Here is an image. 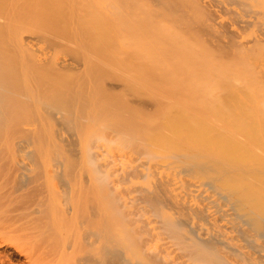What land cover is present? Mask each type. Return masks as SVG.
<instances>
[{
    "label": "rangeland",
    "instance_id": "rangeland-1",
    "mask_svg": "<svg viewBox=\"0 0 264 264\" xmlns=\"http://www.w3.org/2000/svg\"><path fill=\"white\" fill-rule=\"evenodd\" d=\"M135 2L139 4H131L132 7L126 3L127 7H118L121 9L118 13L116 8H112L113 5H107V11L105 5L101 6L103 9L100 5L97 7L96 4L95 7L94 3H90L96 8L94 10L91 6V13L88 5L85 6L88 13H85L87 11L84 6L76 5L77 11L79 7L84 9L83 14L77 12V16H84V20L86 18L85 21L81 20L84 23L79 21L80 16L76 18L75 8L73 14H68L65 10L67 15L65 14L66 19L63 21L54 0L53 4L48 5H54L51 9H45L40 4L38 9L36 8L37 14L42 18L47 16L52 23H47L46 27L41 19V24L37 23L40 24L38 32L46 36L45 45L42 44L44 48L55 49L53 59L50 58L49 61L52 59L54 65L65 59L70 65L57 70L46 62L40 66L37 75L32 73L31 77L30 74H23L24 81H29L30 78L33 80L31 84L35 89L31 86L26 88L28 83L22 86L23 82L19 78L21 75L16 73V57L8 53L11 57L10 69L13 70H10L9 75L0 78V121L15 127L27 142L17 152L24 162L23 167L13 168L10 161L0 169V264H29L34 255H41L45 264H128L124 258L125 251L133 249L139 251L148 264H193L191 255L184 249L183 243L172 239L169 232L164 230L159 218L158 209L168 205L167 196L157 188H154L153 193H148L143 190L144 184H140L144 181L142 169L147 166L144 162L149 161L147 157L148 161L144 159L143 162L141 157L147 156L148 148H152L156 141L155 138L152 139L153 134L161 133L163 137V130L167 131L165 127L170 126L166 123L170 118L174 119L177 113L178 107L174 106L176 110L171 111L175 112V115L170 112L173 118L168 119L170 115L165 116L168 112L165 107L167 106L168 110L170 105H184L183 98L180 99V104L171 102L180 98L179 94L185 89L186 86L183 88V85L186 82L196 81L195 78L193 80L196 75L188 78L190 74L187 75L184 70H190L187 67L184 69V66L193 68L198 55L195 50L192 55L183 57L181 47L185 44L181 46V39H188L189 43L196 44L192 40L197 38V41L213 51L217 58L227 60V57H231L234 60L236 58L232 56V48L235 43L253 40L257 34L254 30H247L237 39L226 30L216 28L209 12L200 7V0L132 1ZM197 2L198 11L194 9ZM93 11L99 14L94 15ZM91 14L92 18L95 16L94 20L99 22V27L93 20L91 22ZM69 15L72 17V23L74 19L79 18L76 20L79 25L77 22L70 24L67 17ZM160 21L164 22V25H161ZM95 25L96 32L92 33ZM74 31L78 33H73ZM98 31H102L103 37ZM106 34L111 36L106 38L107 40ZM96 38L99 41L94 46ZM126 38L130 45L141 47L142 52L145 49L142 46H147L151 54L144 53L149 56V60L145 61L141 50L139 52L133 45L128 44L129 48ZM81 40L84 41L83 44ZM49 45L51 48H48ZM116 45L121 49L117 50L119 47L116 48ZM75 46L77 47L74 48ZM124 46L127 48L123 49ZM189 49L191 52L192 49ZM137 51L141 55H138ZM43 56V60L47 58L45 54ZM152 60L158 64L163 62L170 65L171 69L159 70L161 63L158 68H151L149 65H152ZM144 61L150 62L146 65ZM128 79L129 82L133 81V84L128 83ZM116 81H119L120 85L111 87L110 84ZM187 87V92L193 90L191 84ZM170 90L175 93L173 99H170L173 93ZM191 92L183 91V94H180L185 97L186 106H192V102H195ZM185 94L191 96L192 102H188L189 97ZM165 95L169 96V100L165 99ZM159 99H162L163 103ZM158 100L161 104L157 103ZM169 101L170 105L164 106V103ZM153 102L158 106L152 107ZM179 109L178 114L183 110ZM155 112L163 114L155 115ZM37 113L39 117H44L38 118ZM152 114L156 118L149 116ZM178 116L183 118V115ZM178 118L176 119L181 127L182 118ZM158 119H165L166 123L161 120L160 124L154 125L159 122ZM171 121L173 120H170V123ZM149 125L153 126L151 128H154V133L147 134L146 130L150 131ZM155 126L162 127L159 131ZM168 129L170 130V127ZM172 133L174 138L175 134ZM167 137L169 138V135ZM149 139L154 140L152 146H149ZM33 142L37 148L30 144ZM158 145L154 147L159 148ZM40 149V153L35 151ZM39 154H42V157ZM167 248H170L168 255L165 252Z\"/></svg>",
    "mask_w": 264,
    "mask_h": 264
},
{
    "label": "bare ground",
    "instance_id": "bare-ground-1",
    "mask_svg": "<svg viewBox=\"0 0 264 264\" xmlns=\"http://www.w3.org/2000/svg\"><path fill=\"white\" fill-rule=\"evenodd\" d=\"M132 1L135 0H54V2L59 5H55V7L60 10L59 13H61L63 21L66 19L65 14L67 15L65 10H67L68 14H73V8H75L76 5L77 7L80 5L84 6L83 8H85L86 11V5H88V10L92 5L94 6V4L95 7L96 4L97 7H99V5L100 7L105 5L106 9L107 5H110V7L113 5L112 8H116L115 10H118V13L121 11L118 7L122 8L123 6L124 8V6L127 7L128 4H130L129 6L133 4L136 5L137 3L139 4V2L132 3ZM40 4H42V7H45V9H51L52 6H54H48L49 4H53V0H0V78L9 75L13 70L10 69L11 57L8 54L10 53L11 56L16 57V73L18 76L21 75L19 78L20 81L23 82L22 86L28 83L26 88L31 86L33 89L35 88L34 86L32 87L31 82L33 80L31 78L30 80L28 79L30 82L24 81L23 76L25 73L30 75L34 73V76L35 74L37 75L40 72V66L46 62H49L52 65L51 67L57 70L70 65L69 61L65 59L53 65L52 56L55 53V49H52L51 45L48 47L51 48V50L43 46L45 45L44 39H46V36L38 32L40 28V26L38 28V25L43 22L44 27H46L48 24L51 25L52 23L47 16L42 18L37 14V7ZM199 4L201 8L209 12L212 23L216 28L226 30L237 39L241 38L242 34L247 30H254L257 35L253 40L235 43L232 48V56L236 58L234 60L231 57H227V60H224L226 58H217L214 52L197 41V38L192 40L195 41L196 44L189 43L188 41L190 40L188 39H181L183 41V43L181 41V46L185 44L183 48L181 47L183 57L189 56V54L195 50V53L198 55V57L195 58V60H197V65L195 63L193 68L192 66L188 67V65L184 66V69L187 67L191 72L184 70L187 75L190 74L188 78L190 76L192 78V76L196 75V77H193V80L194 78L196 80L195 82H186L188 85H186V83L183 85L184 88V86L187 87L191 84V87L195 91V93H193V90H188V92L193 91L191 92V96L195 102H192L191 96L185 94L189 97V101L187 97L186 100L189 103L191 100L192 106L195 108H192L191 104L190 106L189 104L187 105L190 107L188 108L184 100L185 97L180 96V94H183V91L188 93L186 87L182 92L180 91L179 102H177L178 100L176 101V99V102H171L173 104H180L182 102H180V99L182 100L183 98L185 102L184 105L181 103V106L177 104L171 106V100L168 103L165 102L166 104L164 103V106L167 104L170 105L168 106L170 110L169 108L167 110V106L165 107L166 111H168L165 116L175 109L174 106L178 107V109L180 108V111L182 109L185 110L187 107L185 111L182 110V113L178 114V109L176 111L177 113H171L172 115L176 114L175 117H179L178 119L182 118L178 115H183L182 120L180 119L182 126L180 127L179 120L177 122L175 117L174 119L170 118L172 117L171 114H169L170 116H168V119L170 118V120H173L171 123L176 122V125H171L170 120L166 123V118V121H164L165 119H161L166 125L170 124V126L167 127H165L166 125L164 124L167 131L163 130V137L160 135L161 133H158L159 135L153 134L154 128H151L153 127L151 126L152 124L149 125L150 131L146 130V132L147 134L153 132L152 134L154 136H152V139L155 138L156 141L154 142V140L152 141V139H149V146L153 142L154 144H152L153 146L151 145L152 148H148L147 156H145L146 158L141 157L143 162L145 161L144 159L148 161V158L149 161L144 162L147 163V166L142 169L144 181H141L142 183L140 184H144V186L142 185L143 190L148 193H153L154 188H157L163 191L167 196L168 205L159 207V218L162 221L164 230L169 232L172 239L178 243H183L184 249L191 255L190 258L193 264H264V0H200ZM196 5L194 9L198 11V2ZM62 6H65V8ZM93 6L91 8L95 10L96 8ZM83 8H81L82 11H80V7L78 11L76 10L77 8H75L76 18L80 16H77V12H80L79 14L82 12L83 14ZM101 8L97 9L102 10ZM114 12L112 11V13ZM85 13H88V11ZM117 13L115 15H117ZM93 14H91V18ZM96 14L99 13H95L94 15ZM70 16L71 15L67 16L70 24H75L79 18V21H81L84 17L81 15L82 18L80 16L76 19L77 21L74 19L72 23V17ZM113 17L116 18V16ZM123 17H125V15H123ZM40 19L41 22H39ZM94 19L92 18L91 22L94 21L97 23V19ZM69 23L67 25H69ZM98 23L96 25L99 27ZM159 23L164 25V22L162 23L160 21ZM96 25L94 26L95 28L93 27L94 29L91 27L92 33H94V31L96 32ZM98 27L97 30L99 29ZM75 32L77 31L73 33ZM101 32L99 33L98 31L97 33L103 37ZM70 34L72 33L70 32ZM79 35L80 34H78V36ZM109 37L111 36L106 34L105 40L109 39ZM131 37L132 36H130V38ZM79 38H81V36ZM79 38L77 40H79ZM97 39L98 38H96V40ZM102 40H100V42ZM125 40L128 42V38ZM98 41L99 40L93 43V45L97 44ZM108 42L110 43V40H108ZM83 43L84 41L82 44ZM128 44L129 42L127 45ZM132 45L134 47V44L130 46ZM76 47L77 46L74 48ZM81 47H83V45H81ZM118 47L116 45V48ZM133 47V50L137 49L140 52L141 47H134L135 49ZM144 47V52L150 55L151 52L147 50L148 47L142 46V48ZM125 48L127 47L124 46L123 49ZM189 48L192 49L191 52ZM82 49L83 48H81V50ZM120 49L119 47L117 50ZM151 49L154 51L153 48ZM184 49L189 50L184 51ZM45 51L47 52L45 53ZM102 51L103 50H101V52ZM112 51L114 52V50ZM142 51L143 50H141V53L144 55L145 61H148L149 56ZM185 52L186 55H184ZM105 53L107 52L105 51ZM141 53L137 51L138 55H141ZM44 54L47 58L43 60L41 57L44 58ZM50 58L52 59L49 61ZM147 63L145 64L148 65ZM160 63L158 64L152 60L150 63L152 65L149 66H152L151 68H154V66L158 68ZM163 64L166 67L168 66V69L166 67L163 68ZM186 64L187 63H185V65ZM85 65L86 64H84V67ZM161 65L159 70L164 69V71H167L171 69L170 65H165L163 62ZM141 66L139 67L141 68ZM117 67L121 68L120 66ZM157 68L155 69L157 70ZM142 69H140V71ZM144 70L146 71V69ZM193 70L196 72L194 73ZM127 72H129V70ZM130 74L132 75L131 70ZM33 75H31V77H33ZM131 82L133 84V81ZM131 82H129L128 79V83ZM120 83H122V81H120ZM138 83L139 82H137V85ZM134 84H136V82H134ZM118 85H120L119 81L110 84L111 87L115 88ZM122 85L123 84H121V88H123ZM193 85L194 87L196 86L197 91ZM141 86L140 84V87ZM143 86L145 87V85ZM172 86L173 85L170 87L171 90L173 89ZM189 89L191 88L189 87ZM29 91L32 90L30 89ZM171 92L173 93L172 96L171 94L169 95L171 96L170 99L173 97V94L175 95L174 91ZM34 93L35 92H33V94ZM33 94L31 95L33 96ZM194 94L195 96H193ZM167 95H165V99H168L167 97L169 96ZM36 97L38 98V96ZM162 99L159 100L162 102ZM259 99H261V101H259ZM157 103H160V101ZM157 103L153 102L152 107H154V105L158 106ZM195 103L197 106H195ZM161 106H163V104ZM157 108L160 109L159 107ZM191 109L196 110L194 111ZM190 111H193L192 115ZM38 112L40 114L41 111ZM157 114L162 115L163 113L155 112V115ZM41 116L44 117V115ZM41 116L39 117L38 115V118H41ZM149 116L154 117L153 114ZM160 121H156L157 123L154 125L157 126L158 123L160 124ZM174 126L177 128L175 129ZM161 127L158 126L156 129L160 131ZM168 127L174 132V138L173 133ZM146 128L149 127L146 126ZM166 132H170L171 134ZM164 135L166 137L169 135V138H166ZM156 136H161L165 143L162 141L161 137L157 138ZM166 139L169 140L167 141ZM26 142L27 141L22 138V133L16 131L15 127L5 125L0 121V169L5 163H10V161V165H12L13 168L19 167V169H21L24 166V162L20 156L17 155V152ZM30 144H32L34 148H37L35 142ZM158 144L161 148L154 147V145L157 146ZM35 151H39L40 153L41 149ZM39 155L41 156L42 154ZM141 158L139 157L138 160ZM140 162L142 165V160H140ZM182 227L184 228L182 229ZM169 249L170 248L165 249L167 255ZM42 258L41 255H34L29 264H42L43 262L45 264ZM124 258L128 264H148L141 256L140 252L134 249L133 251L126 250ZM51 263L52 262H50V264Z\"/></svg>",
    "mask_w": 264,
    "mask_h": 264
}]
</instances>
